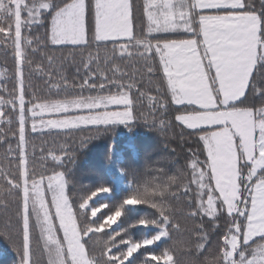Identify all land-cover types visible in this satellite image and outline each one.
<instances>
[{"label": "snow or ice", "instance_id": "6c2138e0", "mask_svg": "<svg viewBox=\"0 0 264 264\" xmlns=\"http://www.w3.org/2000/svg\"><path fill=\"white\" fill-rule=\"evenodd\" d=\"M140 126L264 163V0H0V160Z\"/></svg>", "mask_w": 264, "mask_h": 264}, {"label": "trees", "instance_id": "16d2710c", "mask_svg": "<svg viewBox=\"0 0 264 264\" xmlns=\"http://www.w3.org/2000/svg\"><path fill=\"white\" fill-rule=\"evenodd\" d=\"M127 141L121 127L114 149L102 134L63 164L41 167L31 149L27 161L0 160V264H49L44 216L25 203L23 182L56 173L90 264H227L228 240L242 234L247 213L228 214L221 202L214 213L207 209L217 194L208 153L195 138L166 139L143 126L134 145ZM48 209V230L60 243L51 202ZM263 244L264 236L243 248L250 256Z\"/></svg>", "mask_w": 264, "mask_h": 264}, {"label": "rangeland", "instance_id": "374dc122", "mask_svg": "<svg viewBox=\"0 0 264 264\" xmlns=\"http://www.w3.org/2000/svg\"><path fill=\"white\" fill-rule=\"evenodd\" d=\"M209 167L212 172L214 190L218 195H210L207 200L209 212H214L217 202L222 201L228 214L241 213L240 206L244 208L248 204V215L242 237L239 234H233L228 240V249L226 253L227 264H264V246L259 248L255 255L244 260V250L240 251L243 244L251 242L256 237L264 236V179H257L259 175L257 168H264V163L257 158L253 163L252 169H249L246 160H251L252 141L250 134L246 135L245 152L237 157L236 150L227 142L217 144L215 147H209ZM260 173V172H259ZM45 191L50 194L54 207L63 228L64 236L67 240L68 251L72 264H87L82 256V249L78 246L77 230L74 227V221L70 207L65 200L63 177L58 174L52 178L46 179ZM41 184H36L33 188V197L42 204V212L45 216V229L47 238H51L48 230L50 223L46 213L42 196ZM244 211V210H243ZM51 240V239H50ZM81 249V250H80ZM48 255L53 254L51 248L46 249Z\"/></svg>", "mask_w": 264, "mask_h": 264}]
</instances>
